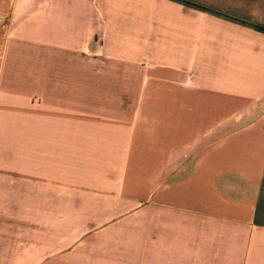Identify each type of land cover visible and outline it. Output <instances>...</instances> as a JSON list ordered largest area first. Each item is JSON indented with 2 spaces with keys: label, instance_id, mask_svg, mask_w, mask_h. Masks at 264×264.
I'll list each match as a JSON object with an SVG mask.
<instances>
[{
  "label": "crops",
  "instance_id": "obj_1",
  "mask_svg": "<svg viewBox=\"0 0 264 264\" xmlns=\"http://www.w3.org/2000/svg\"><path fill=\"white\" fill-rule=\"evenodd\" d=\"M257 27L264 0H0V264H264Z\"/></svg>",
  "mask_w": 264,
  "mask_h": 264
},
{
  "label": "rangeland",
  "instance_id": "obj_2",
  "mask_svg": "<svg viewBox=\"0 0 264 264\" xmlns=\"http://www.w3.org/2000/svg\"><path fill=\"white\" fill-rule=\"evenodd\" d=\"M200 131V130H199ZM233 131L230 129L211 130L208 135L201 140L200 144H193L192 149H186L182 152V157L177 161H170L166 166L165 173L160 179L166 183L171 184L179 181H187L193 178V170L199 165V158L202 151H204L213 141L220 136ZM262 207L264 209V193L262 198Z\"/></svg>",
  "mask_w": 264,
  "mask_h": 264
},
{
  "label": "trees",
  "instance_id": "obj_3",
  "mask_svg": "<svg viewBox=\"0 0 264 264\" xmlns=\"http://www.w3.org/2000/svg\"><path fill=\"white\" fill-rule=\"evenodd\" d=\"M257 28L264 31V28H262V27H257Z\"/></svg>",
  "mask_w": 264,
  "mask_h": 264
}]
</instances>
